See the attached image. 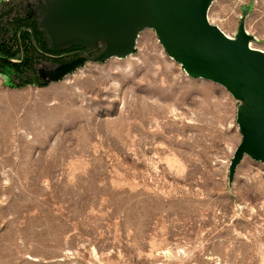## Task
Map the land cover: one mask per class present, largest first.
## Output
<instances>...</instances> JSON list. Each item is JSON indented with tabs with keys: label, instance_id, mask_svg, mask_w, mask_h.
<instances>
[{
	"label": "rangeland",
	"instance_id": "1",
	"mask_svg": "<svg viewBox=\"0 0 264 264\" xmlns=\"http://www.w3.org/2000/svg\"><path fill=\"white\" fill-rule=\"evenodd\" d=\"M208 18L264 49V0H212ZM20 36L11 59L31 65L0 61V264H264V163L229 173L239 99L189 76L152 28L47 82L36 67L84 47L60 60L42 34L43 58Z\"/></svg>",
	"mask_w": 264,
	"mask_h": 264
},
{
	"label": "water",
	"instance_id": "2",
	"mask_svg": "<svg viewBox=\"0 0 264 264\" xmlns=\"http://www.w3.org/2000/svg\"><path fill=\"white\" fill-rule=\"evenodd\" d=\"M212 0H35L31 14L51 49L81 45V53L48 69L36 67L43 82L59 80L94 58L123 57L152 28L166 53L191 77L224 86L239 99L241 134L229 164L230 176L243 155L264 163V49L250 44L240 26L234 36L210 22ZM74 52V51H72Z\"/></svg>",
	"mask_w": 264,
	"mask_h": 264
},
{
	"label": "trees",
	"instance_id": "3",
	"mask_svg": "<svg viewBox=\"0 0 264 264\" xmlns=\"http://www.w3.org/2000/svg\"><path fill=\"white\" fill-rule=\"evenodd\" d=\"M4 13L0 14V61L10 66L18 67L20 65H24V67H28L31 65L30 56H25L22 61H14L13 58L16 56V52L20 48V44L17 41V36L21 35L23 37L24 43L26 46L25 51L29 53L34 49L33 44H31L30 31L22 30L17 25H13L8 19L7 15ZM37 24V22H36ZM15 28V29H14ZM14 29V30H13ZM38 30V25H37ZM37 34H41V30L37 31ZM11 41H6V39ZM5 39V40H4ZM38 49V47H37ZM31 55V54H30ZM20 64V65H19ZM20 69H22L20 67Z\"/></svg>",
	"mask_w": 264,
	"mask_h": 264
},
{
	"label": "flooded vegetation",
	"instance_id": "4",
	"mask_svg": "<svg viewBox=\"0 0 264 264\" xmlns=\"http://www.w3.org/2000/svg\"><path fill=\"white\" fill-rule=\"evenodd\" d=\"M7 10H1L0 14L4 13V15H7V19L13 24L17 25L20 29L22 30H29L30 31V38H31V44H33L34 47L40 48L39 51L42 53L40 56L43 58L46 57L44 56V44L46 42L44 41V37L42 34H37V24H36V19L33 17V15L30 13L31 8L28 6H25L24 3H19V5L12 6L11 8H6ZM3 15V16H4ZM47 45V44H46ZM20 48H22V45L20 44ZM26 49V46H25ZM78 48L69 47L64 50H60L58 54V59L63 60L66 59L69 56L77 55L78 53ZM74 51V52H72ZM27 52V51H26ZM56 54L52 56V59H54ZM41 57V58H42ZM48 57V56H47ZM25 58V57H24ZM37 76V75H36Z\"/></svg>",
	"mask_w": 264,
	"mask_h": 264
}]
</instances>
